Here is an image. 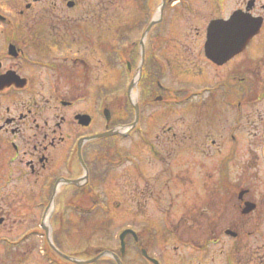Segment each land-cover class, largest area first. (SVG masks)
<instances>
[{"label": "flooded vegetation", "instance_id": "obj_1", "mask_svg": "<svg viewBox=\"0 0 264 264\" xmlns=\"http://www.w3.org/2000/svg\"><path fill=\"white\" fill-rule=\"evenodd\" d=\"M191 1L162 0L160 18L155 20L158 0H0V197L6 203L0 206V230L14 218L8 195L25 196L33 191L37 198H42L45 192H53L57 182L80 177L79 141H84L83 161L89 171L93 169L92 158L99 150L88 145L95 140H86L111 128V120L105 115L111 68H119L122 75H132V79L141 68L143 56L139 82L144 77L155 84L151 87L155 94L150 97L155 99L158 94L169 97L159 84L164 82L173 63L181 69L204 64L234 67L236 72L224 79L236 85L237 98L247 104L256 93L255 98H260L264 88L259 87L258 76L255 82L254 68L261 71L264 82V0H203L208 3L211 16L203 19L194 35H189V31L182 38L166 35L167 13L171 11L175 17L182 11V16H189L194 8ZM126 3L131 4V12L126 11ZM235 14L245 23H258L259 28L240 48L222 54L218 57L220 63H215V51L207 47L208 28ZM259 47L262 56L253 61L252 53ZM239 65L241 70L237 69ZM216 92V88L207 90L205 98L219 96ZM182 93L180 98L186 96ZM241 110L239 102L235 109L238 117ZM208 115H214L212 110L200 123L209 122ZM199 126L182 132L181 140L174 132L172 137L158 136L155 144H160L161 155L154 157L166 161L174 154V146L184 150L199 147L205 153L208 136L205 135V142L197 144L204 136L200 135ZM228 128V136L234 141L236 136L231 132L235 129ZM256 130L261 131L264 139V117ZM167 131L172 132L170 128ZM210 172L199 171L192 178L187 169L185 175H167L162 183L168 194L178 185L182 192L198 188L195 193L204 196L202 207L210 204L212 197L236 196L238 201V194L244 192L243 201L233 203L236 213L229 225L220 228L218 235L202 238L195 249L198 264H264V205L257 203L255 184L242 183L239 188L236 173ZM24 184L28 188L22 187ZM245 201L254 202L256 207L248 215L241 213ZM39 248L41 264L69 262L44 245L43 240ZM22 255L12 264H26L25 252ZM147 263L150 264L148 260Z\"/></svg>", "mask_w": 264, "mask_h": 264}, {"label": "rangeland", "instance_id": "obj_2", "mask_svg": "<svg viewBox=\"0 0 264 264\" xmlns=\"http://www.w3.org/2000/svg\"><path fill=\"white\" fill-rule=\"evenodd\" d=\"M158 1L155 20H159L163 7L162 0ZM191 3L194 8L190 9L189 16H182L184 13L182 11H179L175 17L172 16L171 11L167 13L164 31L166 35L182 38L188 31L189 35H194L197 27L203 23V19L206 20L211 16L206 1L192 0ZM130 8L131 4L126 3L127 12H131ZM186 18L190 19L189 22L185 21ZM165 39L169 40L168 36H165ZM252 56L253 61L260 59L261 47L254 50ZM143 59L142 56L141 70ZM251 64L253 66L254 62ZM171 68L162 82L163 87L170 92L179 90L186 96L178 99L163 96L159 100L162 95L160 94L156 96V99H149L142 88H139L138 96L137 87L140 83L136 81L130 101L138 105L137 99L139 104H142L147 98V103L140 112L139 121L135 126H133L135 118H130L129 122V117L124 111L127 77L122 75L119 68L110 69L107 82L111 121L112 118H120L127 123L115 124V127L110 128L121 134L117 148L123 158L117 159L107 180L97 184L93 191L99 200L103 199L107 202L110 213L104 216L98 215L94 220L78 227L77 213L89 210L93 204V198L90 194L89 196L83 194L79 200L77 198L71 200L68 195H62L64 190L71 188L67 180L55 184L53 192H45L42 198H37L33 191L25 196L24 194L8 195L12 206L10 211H14L12 214L14 218L0 230V259L3 260L1 264L16 263L24 252L26 264H41L38 255H40L39 247L42 245L41 235L44 232L40 225L46 209L45 203L49 201L51 202L49 207H52L50 217L48 223L42 224V227L49 231V238L52 234L58 236V241L61 242L60 250L69 256L74 255L76 258L86 260L102 253L94 255L96 249L118 251L119 233L123 229L130 228L140 236L139 239L148 249V254L157 258L160 264H198L200 259L195 249L201 244L204 236L218 235L220 228L229 225V221L236 213L233 203L238 201L236 196L233 198L219 196L215 199L212 197L211 203L202 207L204 196L201 192H199L201 195L195 193L198 188L195 191L182 192L179 185L171 186L170 194H168L162 185L165 177L167 175L173 177L175 173L185 175L184 172L187 169L192 178H196L199 171L236 173L239 188L242 187V183H254L259 200L257 203L264 205V163L262 161L264 139L261 137V131L256 130L263 123L264 90L260 98H255L256 93L254 99L247 104L237 98L236 85L225 82L232 73L236 72L234 67L214 68L210 64H204L181 69L178 64L173 63ZM237 69L241 70V65ZM225 76L227 79H224ZM254 76L255 82L258 76L259 87L263 89L261 71L254 68ZM224 83L228 89L223 85ZM213 88H216L220 95L213 99H206V91ZM134 93L135 97H132ZM94 102L96 105L97 100L94 99ZM239 102L242 115L239 113L238 117L235 109ZM209 110H212L214 115H208L209 122L200 123ZM193 125H200L198 127L200 135H204L196 141L197 144L205 142L204 140L207 139L205 135L208 136L204 146L205 153H202L199 147L186 150L176 147L173 149L174 154L166 161L154 157L152 148L158 156L161 155V149L155 145L158 136L171 137L174 132L177 139L181 140L182 132L189 131V127L193 129ZM230 126H233L232 130L235 129L231 132L236 136L234 141L230 140V135L228 136L227 131ZM169 128L172 132L167 131ZM90 140L88 138L86 141ZM108 144L109 141L103 138L92 141L88 145ZM79 155L78 160L82 157L81 149ZM94 158L95 156L92 159ZM98 158L104 161L102 156ZM80 171L79 179H83L85 174L81 168ZM62 172L65 173L64 170ZM159 176H163L164 181H159L157 179ZM84 183L81 186H84ZM22 187L28 188L25 184ZM1 198L0 206L6 204ZM193 202L197 203L198 207H193ZM4 208L7 209L9 206ZM237 215L240 216L239 211ZM3 239L5 240L2 241ZM125 252L129 264H147L133 250L129 249ZM108 258L111 259V257ZM149 263L153 264L151 260Z\"/></svg>", "mask_w": 264, "mask_h": 264}, {"label": "trees", "instance_id": "obj_3", "mask_svg": "<svg viewBox=\"0 0 264 264\" xmlns=\"http://www.w3.org/2000/svg\"><path fill=\"white\" fill-rule=\"evenodd\" d=\"M123 70L126 72L127 69L124 68ZM133 71H134V69H133ZM128 76L129 77L125 79V81H126L125 87H127L129 80L132 77V75H128ZM153 86L155 87V84H152L149 81V78L145 79L144 77L142 78L140 84L138 85L139 88H142V90H143V92L147 98H150L155 94V92L151 89V87H153ZM157 91L160 93L159 89H157ZM172 94L178 96L177 98H180L181 96H183V93L178 91V90L172 92ZM124 95L126 96V92H124ZM147 98H145V100L143 102H145L147 100ZM177 98H175V99H177ZM125 102H126V105H125L124 111H125V115L129 117L128 121L130 122V118L132 119L134 117V114H133L134 110H133L132 105L128 101L127 97H126ZM123 123H126L123 121V119L121 120L120 118H115V119L112 118L110 127H115V124L121 125ZM171 137H172V135H171ZM119 139H120L119 136L108 137V138H104V140L109 141L108 145H98V146L95 145L94 147L99 150V154L94 159H92V161L94 162V167L89 172L90 173L89 183L84 185V186H81V187L71 186L70 189L64 190V193L62 194V195H68L71 200H73V198H77L79 200V197L82 196L83 194H85L86 196H89V194H90L93 198V204L89 208V210L80 211L77 213L78 217H79V220H78L79 223L77 225L78 227H80L81 224H85L86 222L94 220L98 215L104 216V215H108L110 213V209H109V207H107V202L104 201L103 199L99 200V198L97 197V194H95L93 191H94L96 184H99V183L102 184L107 180V178L109 177V175L111 173V170L113 169L114 165L117 162V159L121 157L122 154H121L120 150H118V148H117ZM173 140H176L174 138V136H173ZM155 145L158 148H161L160 144H155ZM173 148H176V147L174 146ZM152 151L154 152L155 156H158L157 152L153 148H152ZM99 156H102V158H104V161L99 159L98 158ZM80 172L81 171L79 170L78 175H80ZM45 204H47V203H45ZM192 205H193V207H198L197 203H195V202H193ZM57 237L58 236L54 235L53 243L55 245H60ZM126 241H127L126 249L127 250H129V249L133 250L135 253L139 254V247H141L142 244L140 242L135 243L131 236H127ZM105 250L106 249H96L94 251V255H97L98 253H101ZM113 252L116 253L120 257L123 264H129V259H128L127 253L124 257H121L120 249H118V251H113ZM92 264H116V263L108 257H102L101 259L95 261Z\"/></svg>", "mask_w": 264, "mask_h": 264}, {"label": "water", "instance_id": "obj_4", "mask_svg": "<svg viewBox=\"0 0 264 264\" xmlns=\"http://www.w3.org/2000/svg\"><path fill=\"white\" fill-rule=\"evenodd\" d=\"M246 21L242 20L239 15H233L230 20L228 21H218L213 24H211L208 28V40H207V47L208 49H211L215 51L213 58V61L215 63H220L218 62L219 56H224L226 52L234 51L238 48H240L241 45H243L246 40L254 33L256 30L259 28L258 23L254 22H249L245 23ZM141 74V68L138 70V76ZM135 86L134 80L131 82V84L128 87V95H130L131 91ZM135 109V123L133 125H136L138 122V117H139V111H138V106L134 105ZM105 114L107 115V118H110V112L109 110L105 111ZM81 119H84V117H81ZM119 135L120 132L117 130H110L105 133L95 135L93 137H90L89 139H101L104 137H111V136H116ZM80 150V146H79ZM79 154V152H78ZM80 156V155H79ZM81 164H83L82 159L80 158ZM84 180H87V173L85 174V177L83 178ZM83 179H78L76 181H66L67 183L74 184L77 186H80L82 184ZM244 195V192H241L239 195V198L241 199ZM255 209L254 203L251 202H246L245 207L242 210L243 214H249ZM47 232V230H46ZM127 235H132L135 240H137L136 234L129 229L124 230L122 233L119 235V240H120V250H121V255H124L125 253V237ZM50 245L53 247V245L50 243ZM55 249V248H54ZM143 256L147 258L146 253L143 251L142 252ZM105 255H111L113 259L115 260L116 264H122L119 257L110 254L108 252H103L100 255L87 260V261H81L77 259H71L73 262L77 264H89L92 263L96 260H98L100 257L105 256ZM63 256V255H62ZM66 259H70L66 256H63ZM151 261L154 264H157L155 260Z\"/></svg>", "mask_w": 264, "mask_h": 264}, {"label": "bare ground", "instance_id": "obj_5", "mask_svg": "<svg viewBox=\"0 0 264 264\" xmlns=\"http://www.w3.org/2000/svg\"><path fill=\"white\" fill-rule=\"evenodd\" d=\"M132 97H135V93L134 94H132ZM135 99V98H134ZM51 209H52V207H49V209L47 210V211H49V212H47L46 213V215H45V218H44V224H47L48 223V219H49V213L51 212Z\"/></svg>", "mask_w": 264, "mask_h": 264}]
</instances>
